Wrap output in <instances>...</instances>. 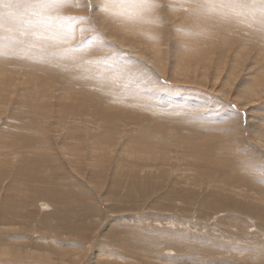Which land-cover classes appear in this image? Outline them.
Listing matches in <instances>:
<instances>
[{"label":"bare ground","instance_id":"1","mask_svg":"<svg viewBox=\"0 0 264 264\" xmlns=\"http://www.w3.org/2000/svg\"><path fill=\"white\" fill-rule=\"evenodd\" d=\"M0 1L1 6L2 1L6 2L7 0ZM91 1L92 5L95 4V0ZM227 1L229 0H214L213 2L198 0L193 5H199V7L193 8L189 13H182L181 21H179L188 23L186 27L193 25L195 27L194 31L202 34L200 38L194 41L196 47H201L199 48L201 51L206 50L211 54H217L216 57H220L219 64L215 67L214 77L222 78L219 74L228 71L225 79H227V84L233 85L232 80L234 77L232 76L237 70L241 69L242 71L244 66L242 62L244 64L248 61L251 62L253 71H256L254 74H259L261 70H264V25L260 21L262 16L259 20L256 19L257 15L259 16V9L251 8L250 3H252V0H245L244 5L247 10L244 13L241 12L243 7H238L233 2L230 5L225 4L226 8L232 7V9H224V3ZM54 3L58 7L60 5L65 7L62 2H52V0L48 2L47 0L37 7L29 6L26 11L31 10L44 14L47 11L48 4L54 6ZM260 5L262 6V4ZM21 11L23 10L16 8L15 14L21 15ZM165 11H168L167 8L162 10V15L166 14ZM261 11L264 13V8ZM229 14H235L238 17L234 18ZM170 19L167 17L163 19L164 32L162 28L159 29V32H162L163 35L157 43L158 46L163 45L164 38V44L168 43L167 40L169 39L166 38L168 32L166 30ZM99 22L104 26L100 16ZM0 23L2 24L1 21ZM21 24L22 22L18 20L14 23V26L20 27ZM67 29L65 28L64 32ZM5 32L7 31L4 30L3 33L5 34ZM181 33H183V30L177 28L172 31V35L178 39L177 44L174 45L169 55L167 53L162 55L164 60L160 59L166 67H169L171 63L170 66L173 68V72L181 70L182 62L179 61V53L186 51L182 48L184 40L181 38ZM18 35L20 36V34ZM70 35H67L66 39L70 38ZM133 37L137 38V41L141 39ZM6 44H0V47L8 52L11 47L9 48ZM58 45L53 46L56 51L49 54L38 51L29 54L37 57L42 68L53 72V77L57 78L56 81L58 79L64 80V85L60 81L61 86L69 89L71 95L69 99L76 103H79L83 98L79 95L80 93L73 92L78 87V90L81 88L80 92L83 93L87 88L92 87L91 89L95 92L102 94L103 91H97L93 86L96 81L88 78L83 72L84 69H71L74 67V60L71 57H80L77 53L84 52L83 49H86V47L76 51L72 48L65 51L60 43ZM148 45L154 46L150 43ZM234 45H237V47L232 49ZM13 53L15 54V50H13ZM175 54L176 56H174ZM199 56L204 57V53L201 52ZM167 58L168 60H166ZM227 63H231L230 69L224 67V64ZM65 64L67 67H65ZM153 65V61L149 60L148 66L153 68ZM250 68L251 66L247 69ZM0 69V120H2V116L8 119V121L0 123V205L2 203L0 209V264H55L57 261H54L53 256L57 250L49 244L51 241L56 240L58 231H67L65 235L76 236L78 242L85 244L84 241L89 238L91 229L94 228L95 230L96 228V218L100 219L97 228L101 232L103 231V234H100L98 230L94 233L95 237L99 233L100 238H97L99 242L92 241L91 249L93 253L96 251L99 255L101 254L100 258L99 256L94 257V264H264V222H258L257 224L255 218L249 220L235 214L236 210H242L250 215L251 212L264 215V192H259L260 194H257L258 197L256 198L244 196L243 199L240 189L236 188L248 177L247 174L242 173V165L239 163L236 165L234 162L236 156H238V150L236 149L238 146L235 147V145L239 138L236 140V135H232L230 129L223 130L226 134L225 137L230 140L228 142L229 146L224 149L215 148V151L211 152L213 146H219L220 140L218 138L206 140V145L199 147V149L196 146L198 138L195 137L196 144L189 148L186 146L193 153V160L179 157L181 153L178 156L175 155L170 147L166 149L164 146L159 147L160 143L170 142L173 131L181 130L183 127L186 128L187 132L192 131V124L208 122V120L204 121L203 117L196 116L193 118L192 113L185 110L192 111L195 108H204V103L198 102L199 100L191 103L193 100L190 97L181 96L176 98L177 100L174 99L175 97L170 98L168 103L171 102V104L169 103L166 108L156 107L150 109L144 106L146 101L142 103L136 99H144L141 94H135L136 98L133 99L134 97H129L126 95L127 93L116 94L114 97L113 91H105L104 96L112 100V103L110 102L111 109H101L96 108L97 106L92 107L83 104L76 109L74 106L72 110H74L76 116L73 123L76 130L73 132L68 130L65 134L63 132L59 138L56 136L48 137L45 131H40L39 127L36 126L37 124L34 125L22 113L30 111L37 119V110L51 108L47 101L37 96L30 99L21 98L19 93L17 99L14 97L6 100L4 94L6 88L4 86L16 84L20 79L22 84L25 82L22 80L21 75L20 77L16 76L17 80L15 77L8 76L10 73L4 71L3 64L2 68L0 65ZM106 69L108 70V68ZM220 70L221 72H219ZM153 71L159 73L160 70L157 71L156 68H153ZM21 73L22 71H18V74ZM256 77L251 78L255 81V79H258ZM26 81L28 82L27 79ZM77 82L79 83L78 87ZM244 84H239L240 88H237L239 93L250 90ZM119 85L117 83L116 87L110 89L118 90ZM127 87L128 84H123L121 88L126 89ZM61 96H63L62 93ZM126 99L135 100L136 104L129 105L125 101H121ZM59 106L65 108L62 104ZM84 117H87L86 121ZM91 118L95 120L105 119V122L102 121L105 126L99 124V122L95 125L104 133L105 128H107L115 134L111 146L106 147L99 141L107 140L112 135L109 137L94 136L92 135L93 130L90 132L85 128L80 130L79 121L90 126L94 124ZM117 118H120V121L111 124V121ZM173 119L176 121L169 122ZM177 122L179 123L177 124ZM120 123L124 127L131 126L134 130L124 133L123 129H118ZM226 123H230V121ZM243 126V123L240 122V129L243 130ZM252 126H254L253 131L255 133L264 131L256 122L252 123ZM187 132L186 135H188ZM205 134H211L215 138V136H222V131L206 130ZM43 140L44 142L41 144L43 147L37 146L38 142ZM70 140H75L76 143H70ZM61 141L62 144H60ZM87 149L89 152H87ZM217 151L219 155L214 154ZM260 151L264 154V148H260ZM130 153L140 155L133 158V156H129ZM66 156H70L71 159L74 157L75 160L70 159L68 161ZM87 159L92 161L90 163L91 171H87L80 166L85 164L88 161ZM49 163H53V165ZM57 172L58 175H56ZM84 173H94L100 176H107L106 174H108V176L102 177L104 179L101 181V178L94 177L92 174L88 176V181L83 183L80 181L81 177L78 174L82 176ZM11 174L16 176V181L12 183L8 182V179H10L8 175ZM72 174H75V177ZM206 175H218V181L223 185L210 187L212 189L204 188L205 184L211 185L206 183ZM36 176L40 178V184L31 189L30 193L19 196V192H24ZM70 177L73 180L66 182ZM250 178L254 181L258 177L255 175ZM231 182L235 183L236 186ZM255 182L259 183L261 189H264V176H260ZM88 186L90 187L89 191L93 193V197L91 196L89 199H95L98 205L89 204L84 200L85 196L81 190L86 191ZM94 187L98 189L108 187L109 189L106 191L108 195H94ZM109 192L112 193L109 194ZM116 202L120 205H114ZM40 203H42V208L38 206L36 211L34 206L40 205ZM87 204L89 205L87 206ZM102 204H108L112 209L104 208V210L100 206ZM178 204L186 205L191 211L197 204L202 205L203 209L204 207L207 209L197 211L195 217L200 219L193 220V229L198 228L200 225L203 227L197 230V236H192L184 230L177 229L180 221L176 215L178 210L176 209L174 212V207ZM123 205L125 209H121ZM114 206H116L115 210ZM246 209L250 212H247ZM107 211L115 213L114 219H108L109 214L106 213ZM126 212L130 213L127 214ZM211 213L219 215H211ZM207 215H211L214 220L207 219ZM219 222L222 223V228H227L226 231H220L219 227L217 228ZM226 222H229V224H225ZM127 223L134 224L141 231L126 229L129 225ZM29 224H33L35 228L29 229L27 227ZM183 224L187 223L182 222L181 225ZM252 224H254V229L249 230L248 225L252 227ZM206 229L209 231L211 229L213 232L208 231L207 233ZM236 232H240V234H235ZM34 235L37 239H49L50 241L42 243L35 240ZM60 238L61 240L58 243L62 244L63 238ZM109 247L115 248V250ZM63 250L66 249L63 248ZM108 252L111 254H108L109 256H117L120 260L117 261L112 257V260L104 259L103 255Z\"/></svg>","mask_w":264,"mask_h":264},{"label":"rangeland","instance_id":"2","mask_svg":"<svg viewBox=\"0 0 264 264\" xmlns=\"http://www.w3.org/2000/svg\"><path fill=\"white\" fill-rule=\"evenodd\" d=\"M45 1L47 0H7L6 2L2 1V5L0 6V21L2 22V24L0 23V31L4 32L5 30L8 32V33L5 32V34L3 32L2 33L0 32V36H1L0 44L7 43L6 45L9 46V48L11 47L8 52H5L3 47H0L1 49L0 50V55H1L0 65L2 68V64H3L4 71H7V73H10V75L8 76H12L13 78L14 77L16 78V76L20 77L21 75L23 77L22 80L25 82L22 84L21 79H20L19 82L16 84L8 85L7 87L4 86L6 88L4 92L5 99L7 100L9 98H14V97H16L17 99L18 98L17 95L19 93V96L21 98L30 99V98H35L37 96L41 99L46 100L48 105L51 108H48L47 110H44V109L37 110L36 111L37 116H38L37 119H36V116L34 115L35 116L34 117L33 113H31L30 111L26 113L22 112L23 115L26 116L30 122H33L34 125L37 124L36 126L39 127L40 131H45L48 137L56 136L58 138L62 135L63 132L65 134L66 131L68 130L69 132L75 131L76 126L74 125L73 122H74V117L76 116V113H74V110H72L74 106L76 107V109H78L82 104L86 106H92V107L97 106L96 108H101V109L103 108L111 109L112 100L104 96L105 91L106 92L113 91L114 97L116 96V94L119 95L121 93H127L126 95H128L131 98L134 97L133 99L136 98L135 94H141V97H144V99H141V100L138 98L136 99L142 103L146 101L144 102V106L150 109H154L156 107L166 108L167 105H169V103L171 104V102L168 103V101L172 97H175L174 99L181 97V96L190 97L191 100H193L191 103H195L199 100L198 102L204 103L205 107L195 108L192 110L194 112H192L189 109H185V110H188L186 112L192 113L193 118H195L196 116L203 117L205 119L204 121L208 120V122L195 123V125L192 124V131L187 132L186 128L184 127L181 130L173 131L172 132L173 137L170 138L169 140L170 142L160 143L159 147L164 146L165 149L170 147L171 150L174 151L175 155L178 156L181 153L179 157H183L184 159L189 158L188 160H193L194 155L189 149L186 148V146L188 148L191 146H194L197 142L196 138H198V142L196 146H198V148L199 147L201 148L203 145H206L205 144L206 140L218 138L220 140L219 146L215 147L212 145L213 149H211L210 151L211 152L215 151V148L224 149L229 146L228 142H230L228 137H225L226 136L225 131L227 129H230L232 135L233 134L236 135V136L234 135L235 139L236 140L237 138L240 139V140L239 139L237 140L236 145H235V147L238 146L236 147V149L238 150L237 151L238 156H236L234 162L236 163V165L238 163L241 164L242 173L247 174L246 176H248L247 180L245 179L242 182V184H239V186L236 187L240 189V193L241 195H243V197L242 196H239V197H242L243 199L245 197L256 198L258 197L257 194L264 192V189L263 188H262L263 190L261 189V187L259 186V183L257 182H255L256 184L254 183V181L259 179L260 176H264V171H261V170H264V154L260 151V148H264V131L255 133L253 131L254 126H252V123L256 122L259 124V127L263 128L264 130V91H263L264 90V86H263L264 70H261L259 74H254L256 71H253V65L251 64V62L248 61L245 64L244 62H242L244 65L242 68V71L241 69L239 71L237 70L236 72H234L232 76L234 77V79L232 80L233 85L227 84V81H226L227 79H225V76H227L228 71L219 74L222 78L214 77V74L216 73L215 67L219 64L220 57H216L217 54L215 53L211 54L207 52L206 50H205L206 52L201 51V49H199L201 47H196L194 45V41H192L189 43L187 49L184 46H182V48H184L186 51H182V53L181 52L179 53L180 54L179 61L180 63L182 62L181 70L179 69L173 72V68L170 66L171 63L169 67L168 66L166 67L164 62L160 61V59L164 60L162 55H164L165 53L169 55V52L170 51L172 52L174 45L177 44L178 39L176 38V36L172 35V31L175 28H177L178 30H183V32L186 30H192V31L195 30V27L193 25H188L186 27L188 23L180 22L182 13H177V14L172 15L173 13H170L169 11H165L166 14L162 15L164 17L163 19H165L166 17L171 18L169 21L167 30H166L168 32L167 37H166L167 39H169V40L166 39L168 43L164 44V40H165L164 38L162 41L163 45L158 46V44H154V46H149L146 41L139 39V38H138L139 40L137 41L136 40L137 38H134L132 35L125 33L124 31L117 28L116 26H114L113 24H111L110 22H108L107 20L103 19L100 16L104 23V26L101 25L99 22V14L96 12V5L95 4L92 5L91 0H64L62 4L65 7H62L61 5L58 7L56 3H54V6H50L48 4L47 11L44 14H39L38 12H34L31 10L26 11L29 6L37 7L41 3H44ZM49 1L50 0H48V2ZM183 1L186 3L196 4L198 0H195V1L183 0ZM203 1L213 2L214 0H203ZM231 2L235 3L236 6L238 7H243V10H241L242 13L246 12L245 10H247V7L244 5L245 0H238V1L229 0L225 3L223 2L224 7L227 4L230 5ZM250 4H251V8L259 9V16L257 15L256 19L259 20V18L262 16L260 21L264 25V13L261 11V9L264 8L263 6L264 0H252V3ZM260 4H262V6ZM16 8L23 10L21 11V15L15 14ZM224 9L228 10V9H232V7L230 8L225 7ZM229 15L233 16L234 18L238 17L235 14L233 15L229 14ZM18 20L22 22L20 27H17L16 25L14 26V23L17 22ZM65 28H68L66 32H64ZM1 29H4V30H1ZM162 31L164 32V28H162ZM18 34H20V36ZM69 34H71L70 38L66 39V36ZM160 35H163L162 32H160ZM59 43L61 47L65 48V51L70 48L76 51L78 49H82V47H86V49H83L84 52L77 53L80 55V57L79 56L71 57L74 60L73 62L74 67H72L71 69H78V68L84 69L83 72L85 73V75L88 78L96 81L95 82L96 84L94 83L95 85L93 84V86L96 88L97 91L99 90L103 91L102 94L95 92L93 89H91L92 87L90 89L87 88L89 89L90 92L89 91L86 92L87 90L86 88H84L86 89L84 93L80 92L81 88L78 90L79 83L77 82L76 84L78 88L74 89L73 92H76L78 94L80 93L79 95L83 96V98L79 101V103H76L72 99H69L71 96L69 94V89L61 86V84L64 85V80L58 79V81H56L57 78L53 77L54 73L50 72L48 69L42 68L40 63H38L37 57L29 54L35 51H38L40 53H45V54L55 52L56 48H54L53 46H59L58 45ZM185 43L186 42L183 41L182 45H184ZM232 47H233L232 49H235L237 45H234ZM13 50H15V54L13 53ZM155 50H157L156 54H155ZM201 52L204 53V57L202 58L199 56ZM141 53H144V54H141ZM232 53L235 55L233 51ZM140 55L141 56L143 55V56L141 57ZM174 56H176V54ZM146 57H150L151 59L146 58ZM149 60L153 61V64H154L153 68H156L157 71L160 70L158 71L160 75L159 73L153 71V68L148 66ZM166 60H168V58ZM198 62L201 64V66ZM206 65L207 67H205ZM230 65L231 63H227V64H224V67H226L227 69H230L231 68ZM250 66L251 68L247 69ZM65 67H67L66 64H65ZM106 68H108V70ZM18 71H22V73L18 74ZM219 72H221V70ZM203 73H204V76H203ZM253 76L254 78L257 76L256 78L258 79H255V81L257 80L256 82L253 81V79L251 78ZM17 79L18 78H16V80ZM26 79L28 80V82L26 81ZM60 81H61V84H60ZM117 83L120 84L119 87L117 88L118 90L110 89L112 87H116ZM240 83L242 85L245 83L244 85H246V88L248 87L247 89H250V90L239 93L237 88H240L239 86ZM247 83H248V86H247ZM123 84H128V87L126 89L121 88ZM259 88L261 89L259 90ZM61 93L63 96H61ZM62 97L64 98L68 97V98L64 99ZM121 101L122 102L125 101L129 105L136 104L135 100L133 101L130 99H126V100H121ZM61 104L65 108H61L59 106ZM128 107H131V106H128ZM51 114L53 117L51 116ZM84 120L86 121L87 117H84ZM103 120L105 122L104 118H101L99 120H95L91 118V121L94 124H91L90 126H87V124H85L84 122L79 121L80 130L82 128H85L89 132L93 130L92 135L94 136L109 137L110 135H112V137L111 136L109 137L110 139L108 138L107 140L99 141L104 146L109 147L113 143V140H114L113 138H115L114 137L115 134L107 128H105V133L102 130L100 131L97 128L96 125L98 124V122L99 124H103V126H105V123L102 122ZM3 121H8V119L5 116H2V120H0V123ZM118 121H120V118H117L114 121H111V124H114V122H118ZM172 121L175 122L176 120L173 119L169 122H172ZM227 121H230V123H226ZM240 122L243 123L244 125L243 126L244 132L239 127ZM178 123L179 122H177V124ZM44 124L47 126H45ZM50 124L53 128L50 126ZM53 125L56 127L54 128ZM185 125H187V123H185ZM118 129L119 130L123 129L124 133L131 132L134 130L133 127L131 126L124 127L121 125V123L118 126ZM206 130L222 131V136L220 137L215 136L214 138V136L212 137L211 134L210 135L205 134ZM94 131H96L97 133ZM186 132L188 135H186ZM118 139L119 137L117 138V140ZM222 140H224L225 142ZM43 142L44 140L39 141L37 146L43 147L41 146ZM70 143H76V141L70 140ZM60 144H62V141L60 142ZM182 144H184L185 146ZM183 149H187V150L182 151ZM87 152H89L88 149H87ZM214 154L219 155L218 151L214 152ZM138 155L140 154H137V153L129 154V156L130 157L133 156V158H137ZM66 159L70 161L71 158L70 156H66ZM72 159L75 160L74 157H72ZM87 160L89 161L90 159H87ZM88 161L85 164H82L80 166H82L87 171H91L92 168H91L90 163L92 161H89V162ZM49 164L53 165V163H49ZM59 165H62V164H59ZM92 174L94 175V177H99V179L101 178L100 179L101 181L104 179L102 177L108 176V174H106L107 176H100L94 173H89V174L84 173V175L82 176L78 174V176L81 177L80 178L81 182L86 183L88 181L87 180L88 176ZM56 175H58V172ZM72 175H74L75 177V174H72ZM255 175L258 178L252 181L250 177L255 176ZM8 176H10V179H8V182L12 183L16 181L15 174L13 175L11 174ZM39 179L40 178L36 176L32 180V184L24 192H19V196H22L24 193H30L32 191L31 189H34L36 185L40 184ZM71 179L72 178L70 177V179L66 182H70ZM206 180H207L206 183L211 184V185L205 184L204 188L208 187V189H212L210 187H217L218 185H223L222 183H219L220 181H218L219 180L218 175H214V176L206 175ZM231 183L236 186L235 183L233 182ZM243 184H245L246 186ZM103 189H98L94 187V190H93L95 193L94 195L99 194V196H101L103 194H107L108 192L106 193V191L109 188L106 187ZM89 190H90L89 186L86 187V191L81 190V192L85 196L84 200L89 204L91 203V204L98 205L95 199L92 200V198H90L92 201L89 199V197L91 196L93 197L92 191H89ZM213 190L215 189L213 188ZM249 191L250 193H248ZM110 193L112 192H109V194ZM117 198L118 197L116 196V199ZM249 202L251 203V201ZM89 204H87V206ZM114 205L117 206L120 204H117L116 202ZM38 206L42 208V203H40V205L34 206V209L36 211H37ZM100 206H102L103 209L110 208L108 204H102ZM116 206H114V210L116 209ZM1 208H2V203L0 205V209ZM121 209H125L124 205L123 207H121ZM176 209L178 210L176 212V215L178 216L177 219L180 221V224L177 225L178 226L177 229H179L180 231L184 230V232L190 233L192 234V236H197V233H198L197 230H200L203 227L200 225L198 228L193 229L192 227L193 220L200 219V218L195 217L197 211L199 212L200 210H207V209L205 207L203 209L202 205H199V204L195 206L193 211L189 210V208H187V206L184 204H178L177 206H175L174 212L176 211ZM246 211L250 212L247 209ZM106 213L109 214L108 219H114L115 213H112L111 211H107ZM126 213L128 214L130 212H126ZM251 213L253 215L246 214V212L242 210L235 211L236 215H240L243 218H247L249 220H252L253 218H255V221L257 222V224L258 222H264L263 220L264 215L257 214V213L254 214L253 212ZM125 214H117V215H125ZM211 215H219V214L211 213ZM211 215L206 216L207 219H210V221L214 220L211 217ZM96 220L97 221L95 224L99 225L100 219L96 218ZM182 222L184 223L186 222L187 224L181 225ZM225 224H229V222H226ZM97 225H96L95 230L94 228L91 229L89 238H87L86 241H84L85 244H83V242H78L76 240V236L72 237L66 234L68 236L67 237L65 235L67 231L63 232L62 230L61 231L59 230L57 233L58 236L56 240L51 241V243L49 244L52 247L56 248L57 250L56 254L53 256L54 261H57L55 264H84V263L94 264V260H95L94 257L99 256L100 258L101 254L99 255L98 252L96 251H94L95 253H93L91 249L92 248L91 243L92 241L93 242L98 241L97 238H100L99 235L103 234V231L101 232V230H98ZM127 225L128 226L126 229L128 230L141 231L137 229L138 227L135 226L134 224L127 223ZM27 227H29V229L35 228L33 224H29ZM218 227L220 231L227 230V228H222L221 222L217 223V228ZM248 228L249 230H253L254 224H252V227L248 225ZM97 230L99 231L100 234L98 233L97 236L95 237L94 233ZM208 231L209 230H207V233ZM209 232H213V231L210 229ZM235 234H240V232H236ZM33 237L35 238V240L40 241L42 243H48L50 241L49 239H44V240H41L39 238L37 239L35 235ZM60 237L63 238L62 239L63 241H61L62 244L58 243L61 240ZM63 248L66 250H63ZM109 248L115 250V248H112V247H109ZM108 254L111 255L108 252L105 255H103L104 256L103 258L111 259L112 257V259H116L117 261L120 260L119 257L109 256ZM106 255H108L109 258L108 256L105 257ZM184 256H186V254H184Z\"/></svg>","mask_w":264,"mask_h":264},{"label":"clouds","instance_id":"3","mask_svg":"<svg viewBox=\"0 0 264 264\" xmlns=\"http://www.w3.org/2000/svg\"><path fill=\"white\" fill-rule=\"evenodd\" d=\"M96 12L125 33L142 40L157 44L161 39L159 29L164 27L162 10L167 8L170 13H189L199 5L185 4L183 0H95ZM197 31L186 30L181 38L190 42L200 38Z\"/></svg>","mask_w":264,"mask_h":264},{"label":"snow or ice","instance_id":"4","mask_svg":"<svg viewBox=\"0 0 264 264\" xmlns=\"http://www.w3.org/2000/svg\"><path fill=\"white\" fill-rule=\"evenodd\" d=\"M52 2H63V0H52Z\"/></svg>","mask_w":264,"mask_h":264}]
</instances>
